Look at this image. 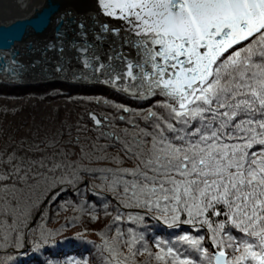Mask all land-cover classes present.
<instances>
[{"label": "snow or ice", "instance_id": "obj_1", "mask_svg": "<svg viewBox=\"0 0 264 264\" xmlns=\"http://www.w3.org/2000/svg\"><path fill=\"white\" fill-rule=\"evenodd\" d=\"M98 3L105 15L124 21L127 31L122 37L119 28L103 25L101 31L113 33L119 48L114 47L107 64L93 54L84 67L106 74L109 83L126 82L125 90L166 98V117L155 112L146 117L155 121L153 132L144 134L150 142L123 145L139 163L108 170L112 186L123 185L137 205L155 208L166 219L171 215L177 221L183 214L188 217L184 223L207 224L211 231L210 248L203 247V236L185 235L177 243L191 252L168 242L165 247L158 242L159 251L153 252L131 229L127 240L118 230L105 242L108 264H136L145 254L157 264H264V0ZM45 23L37 18L34 30ZM64 35L56 34L57 39ZM125 46L135 50L134 58L123 51ZM90 47L79 51L87 53ZM13 161L9 156L10 171H0L2 233L19 230L27 206L24 186L48 179ZM60 168L53 161L48 171ZM220 216L224 219L218 223L211 219ZM125 244L127 253L120 250Z\"/></svg>", "mask_w": 264, "mask_h": 264}, {"label": "trees", "instance_id": "obj_2", "mask_svg": "<svg viewBox=\"0 0 264 264\" xmlns=\"http://www.w3.org/2000/svg\"><path fill=\"white\" fill-rule=\"evenodd\" d=\"M74 85L83 87L84 91L74 86L66 88L64 83L58 82L44 85L49 87L47 94H32L26 85L0 83V171H10L8 161L12 156L13 163L24 170L31 167L33 174L40 172L48 177L38 186L34 182L31 188L24 186L27 206L19 230L16 233L0 232V236L6 237L0 239V254L7 259L4 264H108V252L102 260L93 251L97 243L91 238L97 235L96 229L100 226L111 228L115 236L118 230L123 232L124 240L129 238L130 229L134 235L138 231L137 237L142 236V243L153 252L159 251L156 244L161 241L191 252L187 244L177 243L178 238L185 235L191 238L203 236V247L210 248L208 237L211 231L207 224L184 223L188 217L183 214L177 221H173L171 215L166 219L155 208L148 210L137 205L135 200L124 194L123 185L112 186L113 177L108 170L132 169L139 163L136 157L125 153L123 145L132 144L137 139L150 142L151 137L144 134L153 132L155 121L142 120L140 113L134 114L130 110L124 114L126 118L118 116L122 111L121 101H135L117 91L105 86H93L97 89L87 91L82 85ZM5 86L22 89L16 93ZM103 95H111L115 100L110 102L94 97ZM159 97L163 104L165 98ZM140 102L137 103L142 106L148 101ZM89 111L99 115L102 120L100 126L94 124ZM166 135L171 138L173 134ZM259 147L254 146V150ZM105 156L107 158H103ZM53 161L60 163L61 168L49 172ZM41 163L45 167L41 168ZM126 178L131 179L130 176ZM83 185H86L87 192L73 202L74 212L60 215L51 228L35 225L29 229L30 235L25 239L29 223L49 193L57 187V191L68 189L73 192L74 187ZM57 195L54 191L47 203H55L59 198ZM113 196L119 199L116 204L118 214L122 215L119 220L109 213L110 206L98 205L100 197L112 200ZM55 211L62 212L63 209L55 207ZM131 214H139L142 219L137 221V217ZM55 215L49 216L48 220L53 222ZM211 219L218 223L224 217ZM65 222L69 225L64 226ZM32 232L35 238L31 236ZM232 234L237 233L233 231ZM98 238L109 241V235L105 233ZM120 250L127 253V245ZM15 254L19 256L17 260ZM136 264L157 262L148 259L145 254L136 258Z\"/></svg>", "mask_w": 264, "mask_h": 264}, {"label": "water", "instance_id": "obj_3", "mask_svg": "<svg viewBox=\"0 0 264 264\" xmlns=\"http://www.w3.org/2000/svg\"><path fill=\"white\" fill-rule=\"evenodd\" d=\"M37 18L46 23L34 30ZM80 24L85 25L84 29L79 28ZM103 25L119 28L122 37L127 31L124 21L103 13L98 0H27L25 3L0 0V82L98 85L136 100L156 96L125 90L126 82L109 83L106 74L84 67L83 61L93 54L100 57V63L107 64L108 55L113 54L114 47L119 48V44L113 43L117 39L113 33L101 31ZM81 31L84 36L79 34ZM57 32L65 35L57 39ZM81 46L91 47L87 53H81ZM123 51L131 53L129 58L135 57V50L125 46ZM92 63L97 64L96 61ZM58 66L61 71H57ZM93 116L101 120L95 112L89 111V117ZM51 195L52 192L45 197L32 223Z\"/></svg>", "mask_w": 264, "mask_h": 264}, {"label": "rangeland", "instance_id": "obj_4", "mask_svg": "<svg viewBox=\"0 0 264 264\" xmlns=\"http://www.w3.org/2000/svg\"><path fill=\"white\" fill-rule=\"evenodd\" d=\"M0 83H2V82H0ZM3 83L5 84L6 82H3ZM6 84H9V83H6ZM11 85H13V84H11ZM25 85H23V86L27 87V89L29 90V92H31L32 94H34V93L35 94H37V93H39V94H47L49 92V87L48 86L47 87L44 86V85H46L45 83L25 84ZM64 86L66 88H70V87H73L74 86L75 88L79 89L80 91L81 90L84 91V88L83 87L78 88L74 84L71 85V83H69V85H67V84L64 83ZM82 86L86 87L87 88L86 89L87 91H90L92 89H97V88H94L93 86H98V85H92L90 87L89 86H86V85H82ZM5 88H8L9 90H12L13 92L15 91L16 93L19 92L22 89V88H17V87L11 88L10 86H5ZM31 93H29V94H31ZM159 96L156 95L154 97L148 98L147 100H142V99H137L136 100V99H133L135 102H131V103H128V102L125 103V102H122L121 101L119 104H120V106H122V111L118 114V116H124V114L127 111H129V110L132 113H134V114H139L140 113V116H142V120L147 119L146 117L148 116V113L151 112V111L157 112L158 115H165L164 112H166V110L162 107V101H161V99H159L160 98ZM94 97L95 98H100V99H106V100H108L110 102L115 100L111 95L94 96ZM125 97H128V96L126 95ZM161 97H163V96H161ZM128 98H130V97H128ZM138 100H140V101H148V102L142 103L144 106L143 105L140 106V105H138V103H141V102L138 101ZM124 117L126 118L127 116H124ZM165 117H166V115H165ZM85 188H86V185H83L81 187L80 186L74 187V191L73 192L69 191L68 189H63V190L56 191V193H58L57 196L59 197L58 200L55 203H53V204L47 203L46 205H44L43 208H42L41 213L34 220V222L32 223V220H31V222L29 223V225H28V227H30L29 229H31L35 225H37L40 228H42L44 226H49L51 228L52 227L51 225H53L57 221V218L60 215L64 214L65 212H74L76 208L73 205V202L77 198L80 197L79 196L80 194H85V192H87ZM89 197H90L89 199L92 200L91 196H89ZM112 200L115 201V203H113ZM112 200L111 199H105L103 197H100L99 200H98V202H99L98 205L99 206H103V207L110 206L112 209H111V211L109 213L112 216L113 215L120 216L121 214H118L119 212H118L117 206H116V204L118 203L119 199H117L116 197L113 196V199ZM55 207H61L63 209V211L62 212H56L55 211ZM53 214H56L55 215V219L53 220V222H50L48 220V218H49V216H51ZM131 215L136 216L137 217V221L142 219V216L139 215V214H131ZM131 215H126V216H131ZM65 225L68 226L69 225V222H65L64 226ZM29 229L27 228V230L25 231V232H27L25 239H27V237L30 235V232H28ZM96 231H97V235H94V236H92L93 238H91L92 240L95 239L96 240V243H97V246L96 247H93V251L98 256H100L102 258V260H104L105 259L104 258V254H106V252H107L106 251V244H105L106 241L103 240V239H101V238H98V235H102V233H105V234L109 235V241H112L113 238L115 237V235L111 231V228H107L106 229V226H100V227H98L96 229ZM47 234H49V233H47ZM138 234H139V232L136 231L135 232V236H137ZM31 236L35 238V234L33 232H32V235ZM159 243H160V246L165 247V244L163 243V241H161ZM14 248L15 247H13V249ZM12 253H14V252H12ZM18 258H19V256L16 255L15 260H17ZM45 258H46V256H45ZM1 263L2 264L7 263V259H6V257H3V255L0 254V264Z\"/></svg>", "mask_w": 264, "mask_h": 264}, {"label": "bare ground", "instance_id": "obj_5", "mask_svg": "<svg viewBox=\"0 0 264 264\" xmlns=\"http://www.w3.org/2000/svg\"><path fill=\"white\" fill-rule=\"evenodd\" d=\"M18 2H23V3H25L27 0H17Z\"/></svg>", "mask_w": 264, "mask_h": 264}]
</instances>
